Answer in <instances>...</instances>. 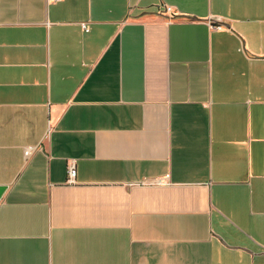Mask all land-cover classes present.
Listing matches in <instances>:
<instances>
[{
    "label": "crops",
    "instance_id": "obj_1",
    "mask_svg": "<svg viewBox=\"0 0 264 264\" xmlns=\"http://www.w3.org/2000/svg\"><path fill=\"white\" fill-rule=\"evenodd\" d=\"M0 264H264V0H0Z\"/></svg>",
    "mask_w": 264,
    "mask_h": 264
},
{
    "label": "built area",
    "instance_id": "obj_2",
    "mask_svg": "<svg viewBox=\"0 0 264 264\" xmlns=\"http://www.w3.org/2000/svg\"><path fill=\"white\" fill-rule=\"evenodd\" d=\"M83 28L86 30L87 27L85 24H83ZM67 174H68V181L69 182H74L75 177H76V164L75 162H70L68 167H67Z\"/></svg>",
    "mask_w": 264,
    "mask_h": 264
}]
</instances>
